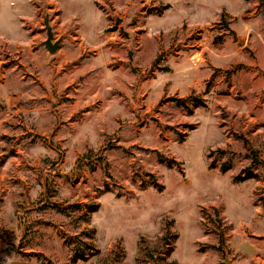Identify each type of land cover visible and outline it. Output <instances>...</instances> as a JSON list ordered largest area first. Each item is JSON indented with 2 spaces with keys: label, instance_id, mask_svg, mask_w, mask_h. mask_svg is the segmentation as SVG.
I'll use <instances>...</instances> for the list:
<instances>
[{
  "label": "rangeland",
  "instance_id": "1",
  "mask_svg": "<svg viewBox=\"0 0 264 264\" xmlns=\"http://www.w3.org/2000/svg\"><path fill=\"white\" fill-rule=\"evenodd\" d=\"M174 262L264 264V0H0V264Z\"/></svg>",
  "mask_w": 264,
  "mask_h": 264
},
{
  "label": "water",
  "instance_id": "2",
  "mask_svg": "<svg viewBox=\"0 0 264 264\" xmlns=\"http://www.w3.org/2000/svg\"><path fill=\"white\" fill-rule=\"evenodd\" d=\"M46 26H47L48 37H47V40L45 41V45L48 48V50L51 53H53V52H55L57 50L60 40H57V41L53 42L52 41L53 33H52V30H51V27L49 26V24L47 22H46Z\"/></svg>",
  "mask_w": 264,
  "mask_h": 264
},
{
  "label": "trees",
  "instance_id": "3",
  "mask_svg": "<svg viewBox=\"0 0 264 264\" xmlns=\"http://www.w3.org/2000/svg\"><path fill=\"white\" fill-rule=\"evenodd\" d=\"M172 264H175V262H174V263H172Z\"/></svg>",
  "mask_w": 264,
  "mask_h": 264
}]
</instances>
